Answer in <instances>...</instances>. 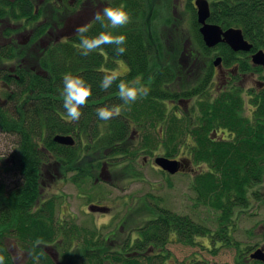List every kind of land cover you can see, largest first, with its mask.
Here are the masks:
<instances>
[{
	"label": "trees",
	"instance_id": "16d2710c",
	"mask_svg": "<svg viewBox=\"0 0 264 264\" xmlns=\"http://www.w3.org/2000/svg\"><path fill=\"white\" fill-rule=\"evenodd\" d=\"M86 1L90 5L97 3ZM166 1L170 5L172 0ZM207 1L209 23L222 29H241L253 50L264 51V0ZM106 2L107 7L124 4L132 14L130 23L114 32L126 36L123 45L126 50L119 56L114 52V45H105L84 56L75 32L60 37L61 32L67 30L69 12L82 13L87 2L0 0V31H4L0 36V132L14 136L17 141L14 165L9 167L4 162L3 166L15 181L7 186L0 184V254L5 257V264H210L202 259L174 261L167 249L171 242L198 245L212 249L213 254L217 247H234L235 264H257L250 259H247L249 262L242 261L245 249L242 251L239 242H232L230 232L238 216L247 213L252 204L264 205V145L241 151L238 147L229 149L226 143H218L216 148L208 144L189 152L192 161L202 166L196 175H186L187 190L192 193L183 195L181 202L185 204L189 199L186 196L192 197L191 208L183 205L184 212L175 211L165 205L166 200L162 197L145 193L142 198L150 215L142 225L130 228L125 241L114 247L107 246L108 239L102 238L98 228L89 230L74 219L61 224L56 215L57 203L62 199L60 195L43 199L41 180L50 171L53 158L57 160L59 171L70 175V181L76 184L79 193L95 196L101 195L102 190L104 194L106 191L93 183L97 171L105 164L116 162L120 154H128L129 159L134 160L139 153L137 147L124 148L131 140L126 133L128 122L134 119L151 126L144 135L149 144L145 153L154 155V159L163 156L175 161L181 155V119L172 112L166 114L163 103L167 98L177 99L186 94V90L181 89L177 96L165 87L166 84L174 87L172 65L164 70L166 74L154 67L151 71L152 92L145 96L144 102L141 99L132 104L120 102L119 81L106 91L99 86L104 73L116 68L115 61L127 65L128 75L122 76L125 80L139 73L140 68L148 73V65L158 63L162 45L150 27V20L154 19L152 9L157 10L153 8L154 0ZM187 6L190 30L199 46L208 50L199 35L195 9L191 2ZM178 23L171 22L172 27L177 25L175 31L181 33L182 24L178 26ZM87 24L88 35L94 36L101 31L97 22L90 20ZM16 34H19L18 38ZM178 42L176 38L175 44ZM68 73L82 75L94 85L79 120L71 122L67 120L62 95L63 76ZM207 78L198 81L196 89L201 90L202 81ZM260 100L264 105V93ZM119 103L122 109L118 117L110 120L97 117V108ZM212 120L208 118L207 131L212 127ZM72 129L84 131L73 145H62L53 140L55 135H67ZM8 145L12 146L11 143ZM155 166L167 179L169 187V177L177 175L179 169L169 173ZM128 168H125L126 174ZM95 180L102 183L98 176ZM203 210L211 211L208 214L213 213V216H204ZM254 214L249 212V216ZM258 223L263 225L264 236V219ZM210 224L214 225L213 229ZM253 235L251 229L249 236L252 238ZM198 239L208 240V246ZM37 241L41 243L37 244ZM13 246L22 254L20 262L13 255Z\"/></svg>",
	"mask_w": 264,
	"mask_h": 264
},
{
	"label": "flooded vegetation",
	"instance_id": "af4514ba",
	"mask_svg": "<svg viewBox=\"0 0 264 264\" xmlns=\"http://www.w3.org/2000/svg\"><path fill=\"white\" fill-rule=\"evenodd\" d=\"M90 2H97L96 4L104 8L107 7L108 4L106 0H91ZM193 2L192 6L196 13ZM88 6H90V4ZM81 16L83 18V15ZM70 19L71 18L67 19L68 25L66 32H61L60 37L64 35L68 36L73 33H71L70 30H74L75 27L73 25V20L70 21ZM90 20H92V18L87 21L86 19L82 21L87 24ZM78 23L75 24L76 27L79 25ZM179 34L187 36L189 33L181 32ZM189 35V38H183L180 42V47L174 51L177 53L176 63L171 67L175 70V73H173L175 76L174 87L170 86V84L165 85L169 93L172 92L178 96L180 90L184 89L186 90V94L184 96H178L177 99L167 98L163 101L166 108L165 113H174L182 122L183 135L180 141L181 155L177 159L179 166V171L177 173L183 176L191 174L196 175L202 170V166L194 163L188 154L193 150L206 147L208 144L216 148V144L226 143L229 149L238 147L241 151H247L264 145V105L260 104V97L264 93V69L262 66L252 62V55L257 52L258 49L253 50L251 47L248 51H234L225 42H219L213 47H207L199 33L204 46L208 49L205 50L199 46L193 33ZM18 36L19 34H16V38H18ZM243 38L248 41L244 36ZM122 63L125 65V69H122L119 65L114 70L121 72L122 76H127L128 67L124 62ZM148 66V73L142 72L140 68L139 73L136 72L130 80L141 77L146 86L149 87L150 91L148 94H150V92H152L151 85H153L151 71L155 67L164 72V70L170 68V64ZM166 73L165 71L164 74ZM206 77L208 78L202 81L204 85L202 89H196L198 81ZM167 81H169V79ZM140 99V101L144 102L147 98L143 97ZM118 105L122 109V104L119 103ZM260 108L262 110H258ZM208 118L213 119L212 127L209 131L206 129ZM67 120L68 122L72 121L69 117ZM128 123L129 127L126 133L131 137V140L129 139L124 148L131 149L137 147L139 148V153L134 160L129 159L128 154H120L117 156V160L114 163L117 166H121L124 172L126 171L125 168L129 167V172L127 174L125 172L124 174L129 182L137 183L141 180V178L138 177L140 171L137 169V159L141 157L142 163L145 166L148 165V163L150 167L153 166L151 163L153 162L154 155L144 152L145 147L149 145L146 143V137H144V135L148 133V130H151V126L148 122L144 123L143 121L140 122L135 119ZM163 128L162 126V131ZM101 130L103 131L104 129L101 128ZM83 133V130L77 131L76 129H72L67 135L72 136L74 141H77V136ZM7 137H9L11 145L14 148L12 149V153H7V157L5 158V162L11 167L14 165L13 152L17 145V141L14 136L7 135ZM7 148L9 147L7 146ZM125 155L126 157H124ZM57 164V160L53 158L50 168V172L52 173L49 171L46 172L41 183L47 178L51 179L50 181L71 180L70 175L68 176V174L66 175L63 171H59L58 167H56ZM0 172H2V169H0ZM98 179H102L105 185L117 187L116 184L108 180L105 175L102 177L98 175ZM70 184L73 185L71 181ZM58 195L61 196V194L58 193L52 196ZM63 202H65V199H61L60 202L58 201L57 206H60ZM88 209L91 211H108L109 207L93 204L89 205ZM58 220L61 224L65 221L61 217L59 218V216ZM262 237L264 236L262 235ZM261 246H264V244L260 246L255 245V248L246 249L245 251L242 249V251H244L242 252L244 253L243 257H246L245 261L250 259L249 254L254 249ZM250 260L257 264H264L257 260Z\"/></svg>",
	"mask_w": 264,
	"mask_h": 264
},
{
	"label": "rangeland",
	"instance_id": "374dc122",
	"mask_svg": "<svg viewBox=\"0 0 264 264\" xmlns=\"http://www.w3.org/2000/svg\"><path fill=\"white\" fill-rule=\"evenodd\" d=\"M83 3L87 2L83 5V12L76 14L75 12H69L67 15L68 18H71L70 21L73 20L74 27L76 23L86 21L93 17V15L97 11H102L103 6L100 7L99 4H91L86 0H82ZM188 2H193V0H172L170 5L166 0H154L153 8H157L156 12L154 9L153 17L150 20L151 30L154 32L153 34L159 39L157 41L162 45L161 55L158 56L157 64H170L173 65L176 63L177 53H174L178 47V44L186 38H189L192 33L190 30L189 22H190V14L188 12ZM83 15V18L81 16ZM81 16V17H80ZM171 16H173V21L178 23V26L181 25L182 31L185 33H189L187 36L183 34L177 33L175 30L176 27H172ZM82 18V19H80ZM83 20V21H82ZM77 21V22H75ZM78 23V24H80ZM86 23V22H83ZM18 29V28H17ZM174 31V32H173ZM4 31H0V36ZM70 32H75V30H70ZM174 34V37L172 35ZM25 34L24 32L22 35ZM22 38V37H20ZM178 38L179 42L175 44V40ZM171 52V54H170ZM175 54V55H173ZM174 61V62H173ZM116 68L120 65L122 69H125V65L121 61H115ZM11 143L9 137L3 135L0 132V184L2 186H7L9 183L15 181L10 177V172L7 173L5 168V158L7 157V153H12V146L8 145ZM7 146L9 148H7ZM137 169L140 171L141 180L137 183L129 182L124 174V170L121 166H117L114 163L105 164L103 167L97 171L95 179L97 176H104L108 178V180L112 181L116 184L117 187H112L103 184H100V181L93 180L95 185H98L99 188H103L106 191L102 194V190H100L101 195H89L87 193H79L76 187V184H70L69 180H59V181H50L51 179H45L42 182V195L43 199H47L55 193L61 194L65 199L60 206H57L56 215L61 217L66 222H70L69 220H73L78 225H83L87 229L98 228L100 235L102 238H107L106 242L107 246H117L120 243H123L127 236V231L136 226L142 225L143 221L148 218L150 215L149 209L145 206L143 202V195L147 192L153 194L156 197H162L166 200V206L173 208L175 211L184 212L183 205L191 208L192 206V197H187L185 204L181 202L182 198H184L187 193H192L189 189L187 190V178L182 175H171L169 177V184L165 177L159 173L158 169L154 164V168L150 167V164L144 165L142 163L141 157L138 159ZM153 164V162L151 163ZM156 168V169H155ZM50 172V171H49ZM52 173V172H50ZM17 178V177H16ZM101 188V189H102ZM85 191V190H84ZM152 200V198H150ZM99 204L103 206H108V211H91L88 209L89 205ZM252 204V207L247 210V213L242 212L240 216L235 220L234 226L231 228V240L237 241L240 243V247L246 250L247 247L255 248L254 245H263L264 238L262 237V224L258 223L264 219V205L261 203ZM259 207V209H257ZM202 210V208H201ZM200 210V211H201ZM255 213L253 216H249V212ZM208 210H203L204 216L208 214ZM209 217L213 216V213L208 214ZM209 227L211 229L214 228L213 224H210ZM253 229L254 234L251 238L249 236V231ZM135 234L133 233L132 236ZM258 235V236H257ZM200 240L201 243L208 246V240ZM167 249L172 253L174 261L182 262L189 261L193 259H202L204 261L209 262L210 264H235L234 260L236 258V249L234 247H217L215 253H211V250L203 249L201 246H186L180 243L171 242L167 245ZM12 252L15 259L20 262L22 259V254L13 246ZM246 258V257H245ZM245 258H242V261L245 262Z\"/></svg>",
	"mask_w": 264,
	"mask_h": 264
},
{
	"label": "clouds",
	"instance_id": "9594fccd",
	"mask_svg": "<svg viewBox=\"0 0 264 264\" xmlns=\"http://www.w3.org/2000/svg\"><path fill=\"white\" fill-rule=\"evenodd\" d=\"M131 18L132 14L124 4L115 7L108 6L102 11H97L92 20L100 25L101 31L98 34L88 35L89 24L78 25L75 29V35L79 38L81 54L87 56L105 45H114L115 54L122 55L126 50L123 46L126 43V36L114 34V32L129 24ZM117 81H119L117 84L118 97L124 104L135 103L138 99L147 96L150 91L141 77L125 80L122 78L121 72L116 70L105 72L99 86L106 91ZM93 86L82 75L68 73L63 76V108L71 120H79L82 108L87 105L92 96ZM120 113L121 107L115 104L96 109V115L101 120L116 118ZM36 243L39 244L41 241ZM0 264H5V257L2 254H0Z\"/></svg>",
	"mask_w": 264,
	"mask_h": 264
},
{
	"label": "water",
	"instance_id": "95a60500",
	"mask_svg": "<svg viewBox=\"0 0 264 264\" xmlns=\"http://www.w3.org/2000/svg\"><path fill=\"white\" fill-rule=\"evenodd\" d=\"M193 4L196 8V21L199 24L198 31L205 46L213 47L219 42H225L234 51H248L251 49L252 45L243 38L241 29L236 27L222 29L219 25L207 21L210 13L207 0H194ZM252 62L264 69V51L258 50L255 52L252 55ZM53 140L62 145L71 146L74 144L73 137L69 135H55ZM154 163L169 173H174L179 168L177 161L169 160L163 156L156 157ZM249 258L264 263V246L254 249L249 254Z\"/></svg>",
	"mask_w": 264,
	"mask_h": 264
}]
</instances>
